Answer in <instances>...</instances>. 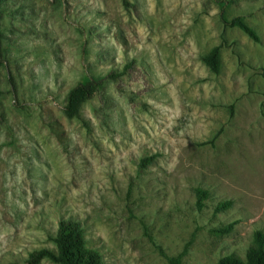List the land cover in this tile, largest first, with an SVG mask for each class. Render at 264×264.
I'll return each instance as SVG.
<instances>
[{
    "label": "rangeland",
    "instance_id": "374dc122",
    "mask_svg": "<svg viewBox=\"0 0 264 264\" xmlns=\"http://www.w3.org/2000/svg\"><path fill=\"white\" fill-rule=\"evenodd\" d=\"M226 1L258 42L216 0H0V264L55 250L63 219L105 264L246 260L264 232V0ZM125 69L66 115L74 86Z\"/></svg>",
    "mask_w": 264,
    "mask_h": 264
},
{
    "label": "trees",
    "instance_id": "16d2710c",
    "mask_svg": "<svg viewBox=\"0 0 264 264\" xmlns=\"http://www.w3.org/2000/svg\"><path fill=\"white\" fill-rule=\"evenodd\" d=\"M223 4L220 13L221 22L227 27H238L244 31L254 41H259L256 31L246 23V17L243 15L235 16L228 19L225 16L224 8L229 5L226 0H216ZM221 48L217 46L204 58L206 64L215 73L220 72ZM126 69L122 72L111 70L105 76H90L83 82L78 83L68 93L65 113L69 118L81 119V110L83 106L91 101L101 92L108 80L118 82L125 74ZM152 159H146L150 162ZM209 193L206 190H198V207L203 209L208 199ZM231 201L220 203L216 210L225 211L231 206ZM235 224L229 225L222 232H231ZM255 246L248 253L246 260H240L235 256H227L218 262V264H264V232L256 231L254 235ZM55 250L48 247L40 248L30 252L25 264H41L42 261L50 260L57 264H105L101 253L94 248L88 247L86 233L78 220L63 219L59 223V228L54 238ZM184 253L177 257H168L170 264H182Z\"/></svg>",
    "mask_w": 264,
    "mask_h": 264
}]
</instances>
